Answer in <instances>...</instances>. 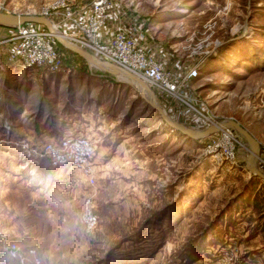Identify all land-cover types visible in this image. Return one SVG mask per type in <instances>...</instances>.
Instances as JSON below:
<instances>
[{"label": "rangeland", "instance_id": "374dc122", "mask_svg": "<svg viewBox=\"0 0 264 264\" xmlns=\"http://www.w3.org/2000/svg\"><path fill=\"white\" fill-rule=\"evenodd\" d=\"M120 1L171 19L159 26L173 32L179 58L197 63L186 88L206 119L176 98L165 99L168 111L155 92L166 113L198 128L232 117L264 143V0ZM88 2L0 0V10L47 8L60 18ZM50 19L57 24V13ZM54 43L60 63L30 68L28 95L0 87V122L15 124L0 132V264H32L12 255V242L16 252L33 247L39 264H264V181L243 168L247 143L231 129L234 162L217 161L206 150L219 130L197 139L171 131L128 83L85 61L80 71L78 56ZM39 134L89 137L93 184L17 142ZM86 197L96 214L90 234L80 218Z\"/></svg>", "mask_w": 264, "mask_h": 264}, {"label": "built area", "instance_id": "2783aa9c", "mask_svg": "<svg viewBox=\"0 0 264 264\" xmlns=\"http://www.w3.org/2000/svg\"><path fill=\"white\" fill-rule=\"evenodd\" d=\"M111 6V0H89L87 4L81 6L82 10L87 11L84 16H74L73 11L67 8L61 13L60 18L58 12L49 11L47 8L38 13L49 18L50 14L57 13L56 25L70 22L75 29L74 35L65 34L68 39L100 58L121 66L140 77L156 92L180 100L205 117L190 104L195 98L183 91L184 83L196 75L197 63L189 62L184 66L180 63L176 66L177 69H171L167 67L166 59L154 57L149 47L140 43L141 34L134 35L122 27H117L102 37L101 33ZM0 50L6 53L8 59L17 60L25 68L46 66L50 69L56 68L60 63L52 34L43 25L35 22H23L8 27L6 37L0 39ZM173 50L176 51L177 48ZM218 130L219 136L208 142L206 151L212 152L217 161L234 162V142H238L236 136L230 128L222 127ZM226 132L230 133L228 138L225 137ZM17 142L23 148L27 145L32 147L30 150H25L28 155L45 158L51 167H65V170L78 171L86 182L93 184L94 178L90 174L93 143L89 137L81 134L49 137L41 135L31 138L21 137ZM258 162L264 165V155L261 153ZM91 207L90 199L86 197L80 218L84 232L87 234H90L96 225V214ZM10 249L12 255L17 256L21 262L29 256L32 264L40 263V258L33 247L26 248L24 252H16L18 247L12 242Z\"/></svg>", "mask_w": 264, "mask_h": 264}, {"label": "crops", "instance_id": "0c3cea01", "mask_svg": "<svg viewBox=\"0 0 264 264\" xmlns=\"http://www.w3.org/2000/svg\"><path fill=\"white\" fill-rule=\"evenodd\" d=\"M86 12H87L86 10H82V9L73 10L74 16H84ZM170 22H171V19L169 18L168 19H162V18L157 19L156 13H154V10H151L149 12L138 11L132 7L127 8L126 4L121 2L120 0H112V6L109 11V15L104 25L101 36L105 37L108 33H110L113 29L117 27H122L134 35L141 34V37L139 39L140 43L149 47L154 57L158 59L160 58L166 59L167 67L171 69H177L178 67L176 66L178 64L181 63V65L183 64L184 66L187 63L183 61L181 58H179L177 50L176 51L173 50L174 48H177L175 47L176 45L172 41V40H175L173 32L170 31V33H166L161 28L163 25H166L167 23H170ZM159 23H162L160 25L161 27L159 26ZM59 27H60V31L66 35L75 34V29L70 22H63L59 25ZM165 27L166 26H163V28ZM2 29H4V27L0 25V38L2 37L1 34L3 33ZM165 38H168V39L166 40ZM2 54L4 56H2ZM1 58H5V60L1 61ZM29 69L30 68H25L24 66H22L19 62H17V60L8 59L6 57V53L3 50H0V79H1L0 87L2 89V92L5 95H8L9 93L10 96L16 92L18 93V95H23V94L28 95V92H30L31 87H32V82H33L32 78L30 80ZM35 69H39V70L47 69V67L40 66V67H36ZM187 86H188L187 82L184 83L183 91L185 93H188V88H186ZM152 90L156 92L153 88ZM160 95L161 96L159 95L158 96L160 97L161 100H163L165 108L168 111H172L173 104H169V102L168 104H166L165 102V99H168V97L163 94H160ZM4 99L5 101H7V96L4 97ZM168 101L170 100L168 99ZM19 110L25 111V109H22V108H20ZM13 117L14 116L7 117L1 120L0 132L7 133L9 130L10 132L15 130L14 129L15 124L13 122ZM187 119L189 118L187 117ZM32 125L34 129L38 130L39 128L38 123L34 121L32 122ZM39 135L41 136L43 134H39ZM252 135L254 136V134ZM258 141L262 142V139ZM261 144H264V143L262 142ZM262 155H264V151Z\"/></svg>", "mask_w": 264, "mask_h": 264}, {"label": "water", "instance_id": "95a60500", "mask_svg": "<svg viewBox=\"0 0 264 264\" xmlns=\"http://www.w3.org/2000/svg\"><path fill=\"white\" fill-rule=\"evenodd\" d=\"M23 22H35L43 25L48 32H50L56 42L62 45L65 49L73 52L81 59H83L89 66L96 69L103 70L108 74L118 77L117 79L128 83L137 95L147 103L153 110H155L160 120L168 125L170 128L177 130L179 133L191 138L197 139L211 132L217 131L220 127H227L233 129L248 145V152L244 156L243 168L249 174L264 181V170L258 164L260 156V146L257 139L250 133V131L243 126L239 121L232 117H223L214 122L206 124L200 128L193 127L180 120L172 118L159 103L155 92L148 86V84L140 77L132 74L121 66L102 59L88 49L74 43L68 37L57 30L52 20L40 13L35 12H13L0 10V25L5 27H13Z\"/></svg>", "mask_w": 264, "mask_h": 264}, {"label": "trees", "instance_id": "16d2710c", "mask_svg": "<svg viewBox=\"0 0 264 264\" xmlns=\"http://www.w3.org/2000/svg\"><path fill=\"white\" fill-rule=\"evenodd\" d=\"M63 48V47H62ZM69 52H71V51H69ZM72 54H74L73 52H71ZM74 55H76V54H74ZM77 56V55H76ZM78 58L81 60V63L79 64V66H78V68H79V70L80 71H82V72H86V70H88V67H87V64L84 62V60L83 59H81L79 56H78ZM185 118H187V116H185L184 115V119ZM194 118H195V121H197L199 124H202L203 123V120H202V118L200 117V116H194ZM169 129L171 130V131H175L176 132V130H174V129H172V128H170L169 127ZM177 133V132H176ZM193 257V254H190V255H188V259L190 260L191 258ZM106 259V258H105ZM106 263H108V259H107V262Z\"/></svg>", "mask_w": 264, "mask_h": 264}, {"label": "bare ground", "instance_id": "6f19581e", "mask_svg": "<svg viewBox=\"0 0 264 264\" xmlns=\"http://www.w3.org/2000/svg\"><path fill=\"white\" fill-rule=\"evenodd\" d=\"M53 22V21H52ZM53 24H54V26H55V23L53 22ZM56 27V26H55ZM58 30V29H57ZM60 31V30H59ZM205 118V117H204ZM206 119V118H205ZM212 122H214V121H212ZM211 123V122H210ZM209 124V123H208ZM220 128H222V127H220ZM230 136V133L229 132H226L225 133V137L226 138H228Z\"/></svg>", "mask_w": 264, "mask_h": 264}]
</instances>
